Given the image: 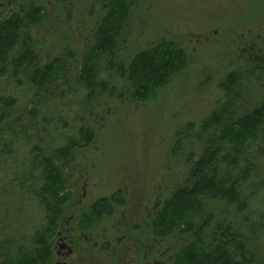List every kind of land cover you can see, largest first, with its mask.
<instances>
[{"label":"trees","instance_id":"1","mask_svg":"<svg viewBox=\"0 0 264 264\" xmlns=\"http://www.w3.org/2000/svg\"><path fill=\"white\" fill-rule=\"evenodd\" d=\"M146 1L0 0V264H52L60 242L72 264H96L82 246L99 243L124 206L121 189L88 198L96 155L100 166L120 157L100 116L106 101L163 104L196 55L180 36L159 37V0L140 19ZM241 30L248 44L226 29L201 43L234 56L196 70L219 72L220 94L169 146L182 171L151 225L178 246L170 264H264V18ZM151 32L148 48L135 47Z\"/></svg>","mask_w":264,"mask_h":264},{"label":"rangeland","instance_id":"2","mask_svg":"<svg viewBox=\"0 0 264 264\" xmlns=\"http://www.w3.org/2000/svg\"><path fill=\"white\" fill-rule=\"evenodd\" d=\"M159 7L161 12L152 21L160 32L159 37L179 40L180 36L193 49L190 51L192 55L193 52L196 55L192 56L188 75L175 77L171 92L164 98V105L160 99L142 105L128 101H106L111 104L100 116L105 117L102 123L106 130L111 131L110 142L120 150L121 159L115 150L104 157L100 166L102 156L96 155L99 166L98 169L93 168L92 173L101 176L95 181L96 187L88 188L91 193L88 198L108 196L121 189V203L124 206L120 205L117 216L109 220L103 230L104 236L101 235L104 238L99 243L98 240H87L90 243L85 241L82 246L83 250L87 247L88 254L84 255L91 256L96 264H170L169 257L178 246L156 237L151 225L154 214L163 206L182 171L181 161L170 159L169 146L175 131L188 122L200 124L213 111L216 101L213 93L220 94L215 93V89L221 74L212 71L221 61L229 60L227 58L231 54L228 47L220 49L221 45L214 43L217 40L206 49L201 43H208L210 38L219 33L221 35L226 29L228 34L235 33L237 40L248 44L251 35L245 37L241 27L249 21L264 18V11H261L264 0H159ZM149 11L152 13L147 0L140 7L138 16L141 20V16L148 18ZM215 22L218 25L208 29ZM154 35L155 32H151L143 39H136L138 44L135 47L140 50L148 48ZM233 54L230 57L233 58ZM207 63L210 66L215 63L216 66L212 67L210 73L203 71L198 74L201 65L206 68ZM106 160L118 164H109ZM104 172L108 173L102 175ZM166 187L168 190L160 196ZM133 211L137 216L139 213L135 219L131 218ZM78 234L74 233L75 236ZM100 234L102 232L98 230L95 237L98 238ZM74 256L72 248L60 242L52 264H72Z\"/></svg>","mask_w":264,"mask_h":264}]
</instances>
